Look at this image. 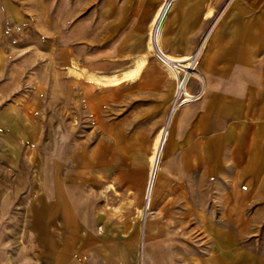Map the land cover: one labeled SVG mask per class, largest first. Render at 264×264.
<instances>
[{
  "label": "crops",
  "instance_id": "crops-1",
  "mask_svg": "<svg viewBox=\"0 0 264 264\" xmlns=\"http://www.w3.org/2000/svg\"><path fill=\"white\" fill-rule=\"evenodd\" d=\"M160 1L0 0L13 27L27 19L35 32L40 19L51 71L29 75L27 122L5 117L2 129L36 144L41 95L45 110L68 119L50 128L54 160L67 163L46 172L56 200L28 209L40 250L5 246L1 199L0 264H136L137 253H181V242L193 243L189 253H219L205 264H222L221 253L264 264V0L173 2L161 39L179 61L215 21L200 49L199 96L174 112L167 138L158 130L172 77L147 42Z\"/></svg>",
  "mask_w": 264,
  "mask_h": 264
},
{
  "label": "rangeland",
  "instance_id": "rangeland-1",
  "mask_svg": "<svg viewBox=\"0 0 264 264\" xmlns=\"http://www.w3.org/2000/svg\"><path fill=\"white\" fill-rule=\"evenodd\" d=\"M39 20L40 19H36L37 26L34 28L35 32H29L31 28L27 25V19L21 20L23 22L25 21V23L23 24L22 22L20 27H13L0 17V200L2 199L4 204V244L5 246L8 245L9 248L11 245H14V247H19V249L25 252L31 250L34 253L39 251L40 247L35 241L36 239L34 236L36 232L27 224L29 218L28 209L29 207H34L37 203H51L56 200L57 196L52 194L53 190L49 188L55 185L56 179L46 177V172L48 170H59L60 168L66 170L67 163L54 160L58 159L61 155L56 156L53 153L54 149L51 147L50 128L61 125L66 126L68 119L67 116H61L58 112H49L50 106H48V110H45V103L47 102V104H49V98L45 99L43 95H41L39 99L41 109H39V112L36 114L40 122V140L36 144H32L23 139H12L8 131L2 129V125H8L5 124L6 120L3 119L5 117H14L19 121L24 118L25 123L27 122L28 105L26 100L30 84L29 75H31V78H33L34 75H36L37 78H41L45 73L51 72L43 65L44 48L45 45H49V40L47 41V35L43 32H39L43 29V25L41 22L39 23ZM66 20L68 22L72 19ZM213 21H215V17L208 19L205 30L198 36L195 49L188 54L193 55L197 50L196 65L194 67L195 74H191L189 81L195 79L198 82V88L191 91L188 88V81L187 89L191 93L200 90V82L198 81L197 75H199L198 61L203 43H201V41H204L206 31L208 27L214 23ZM160 45L162 48L161 34ZM53 84L56 83H52V85ZM173 88L174 81L172 79L171 96L163 121L168 112ZM24 106L25 109H23V111H25L24 113L26 114L21 112L19 114L18 109H22ZM17 110L18 112L16 113ZM171 120L172 117L167 124V136L169 134ZM71 124L74 125V122L72 121ZM71 130L73 131V129ZM52 131H54V129ZM62 132H70V130L62 129V131H59L57 129V133ZM63 149H66L67 153L72 152V150L74 152L75 146L62 145L60 151H63ZM148 169L149 165L147 166L144 185L147 172L149 171ZM144 192L142 194L141 221L144 220L146 213H148V209H143L145 202L143 197V195L145 196ZM12 218H14L18 224L14 222L16 225H13L11 221ZM54 222L53 220V225L48 226L47 229L49 233L56 234L58 237L59 234L57 233H59L60 226L56 225V222ZM55 244L59 245L61 242L57 241ZM192 244L193 243L181 242V253H137L136 264H205V259L211 254L217 255L219 258V253H189ZM221 254L223 258L222 264H249L252 260L250 257L245 256L249 253H243L244 256H241L240 253Z\"/></svg>",
  "mask_w": 264,
  "mask_h": 264
},
{
  "label": "built area",
  "instance_id": "built-area-1",
  "mask_svg": "<svg viewBox=\"0 0 264 264\" xmlns=\"http://www.w3.org/2000/svg\"><path fill=\"white\" fill-rule=\"evenodd\" d=\"M173 1L174 0L160 1L155 11L156 15L153 16L154 18L152 20V23L150 22L151 24L147 32V42L152 52V56L159 64H161L164 68H166L169 71L174 81V88L172 92L171 102L168 107V112L166 114L162 126L159 129V131L164 129L165 133L167 132L166 130L167 124L170 118L172 117V115L174 114V112L177 109L183 107L184 105L194 101L199 96V91L191 93L187 89V83L189 81V78L191 77V74H195L194 67L196 65L197 50L193 55L183 56V58H186L183 61H178L177 59L171 57L170 54L166 53L161 48L160 45L161 29L158 32L159 22H160L159 14L161 12V16H160L161 19L163 16L165 18V15L167 14ZM202 42L203 41H201V43ZM153 175L154 174H152L151 179L153 178ZM147 177H146V181H147Z\"/></svg>",
  "mask_w": 264,
  "mask_h": 264
},
{
  "label": "bare ground",
  "instance_id": "bare-ground-1",
  "mask_svg": "<svg viewBox=\"0 0 264 264\" xmlns=\"http://www.w3.org/2000/svg\"><path fill=\"white\" fill-rule=\"evenodd\" d=\"M163 18H164V16L162 17V19L160 18L158 32H159L160 26H161V24H162V20H163ZM171 57H172V56H171ZM173 58L177 59V57H173ZM178 61H179V60H178ZM144 201H145V200H144Z\"/></svg>",
  "mask_w": 264,
  "mask_h": 264
}]
</instances>
